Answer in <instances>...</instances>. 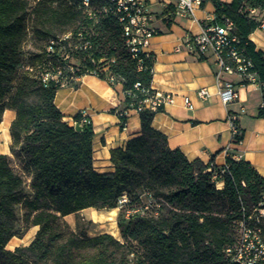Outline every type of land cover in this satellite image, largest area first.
I'll use <instances>...</instances> for the list:
<instances>
[{"label":"trees","instance_id":"16d2710c","mask_svg":"<svg viewBox=\"0 0 264 264\" xmlns=\"http://www.w3.org/2000/svg\"><path fill=\"white\" fill-rule=\"evenodd\" d=\"M213 2L216 22L232 18L233 33L264 82V50L250 39L258 21L242 12L264 0ZM29 7V0H0V123L6 109L16 111L11 151L22 158L32 190L26 197L23 175L0 153V264H228L226 249L236 241L238 222L264 203V177L231 154L223 165L213 158L190 160L169 146L167 135L152 124L157 111L149 109L140 112L141 134L110 149L114 170H96L93 123L69 124L55 102L60 87L45 86L19 69L29 29L40 49L28 60L44 65L54 61L45 52L47 40L68 29L89 30L96 57H115L112 72L122 79L123 91L135 95H125V107L145 98L134 84L151 87L155 59L146 61V71L138 70L122 25L109 15L94 21L63 0H39L31 12ZM262 93L264 98V88ZM259 115L264 116L261 107ZM80 118L81 113L74 117ZM124 194L128 200L121 203ZM19 204L25 223L39 229L29 245L8 250ZM119 205L123 240L110 233L80 234L64 220L86 208Z\"/></svg>","mask_w":264,"mask_h":264},{"label":"crops","instance_id":"0c3cea01","mask_svg":"<svg viewBox=\"0 0 264 264\" xmlns=\"http://www.w3.org/2000/svg\"><path fill=\"white\" fill-rule=\"evenodd\" d=\"M146 1L153 25L159 30L148 48L155 56L151 87L175 94L174 102L155 113L153 126L167 135L171 148H180L190 160L199 158L208 163L213 158L216 164L223 165L229 153L251 162L264 177V116L259 115L264 101L262 90L244 85L238 74L223 72L221 77L233 81L239 93L235 102L225 105L218 93L216 56L212 52L197 54L178 49L187 33L199 32L204 22L215 15L213 0L197 9L195 18L171 14L166 4L175 0ZM250 39L256 49L264 50V29L257 28ZM202 87L209 90L207 99L198 96ZM186 96L193 103L191 109L185 105ZM124 98L122 84L113 86L94 75H84L76 86L60 88L56 93L55 102L69 124L73 125L75 115L86 110L95 131L94 167L100 172L114 170L111 148L125 146L127 140L141 134L140 113L135 110L129 111L126 126L120 125L116 109L125 107ZM242 106L245 112L239 114V124L244 130L243 139L233 143L228 114L239 112ZM15 117L16 111L8 108L0 123V153L14 157L10 126ZM34 227L35 231L39 229Z\"/></svg>","mask_w":264,"mask_h":264},{"label":"built area","instance_id":"2783aa9c","mask_svg":"<svg viewBox=\"0 0 264 264\" xmlns=\"http://www.w3.org/2000/svg\"><path fill=\"white\" fill-rule=\"evenodd\" d=\"M29 11L35 7L39 0H29ZM69 6L81 9L84 14L98 21L99 17L109 15L123 27L125 43L131 51L132 58L136 59L138 70L146 71V61L154 60V54L148 50L151 38L159 32L153 25L152 12L146 0H63ZM208 0H175L167 3L171 14L195 18V11L200 9ZM228 2L229 0H221ZM242 12L258 21V28L264 29V2L259 5L247 4ZM214 15L209 22H204L197 33H187L185 40L178 45V49H185L197 54L212 52L216 56L217 82L219 97L223 104L228 105L239 98L236 84L225 80L223 72L238 74L244 85L252 84L261 90L264 82L253 69L254 62L246 54L245 46L237 35L233 33L234 21L224 17L221 22H216ZM45 52L54 57L48 64H32L28 60L30 52H25L24 61L20 64V71H27L38 77L45 86L51 82L60 88L76 86L84 75L100 77L112 85L122 84V79L112 72L116 58H97L94 51L92 34L85 29H68L51 37L44 43ZM24 50V47H23ZM150 68V67H149ZM82 70H86L85 72ZM154 74V67L150 69ZM134 88L140 90L145 98L138 104L134 100L122 109H116L120 118V125L124 128L127 124L130 110L140 113L145 109L158 111L165 105L174 102L175 94L163 92L152 87L144 88L140 81L135 82ZM135 98L131 90L123 91ZM210 93L207 87L198 90V96L207 99ZM188 108H193L189 97L184 99ZM260 107L264 109V101ZM245 112L242 106L239 112H229L230 138L233 143L241 141L244 134L239 124V114ZM92 122L86 115V110L81 112L79 121L74 120L73 125L82 126ZM229 153H227L228 155ZM226 155V156H227ZM128 200L124 194L121 203ZM228 264H264V203L256 208L249 216L238 222L237 238L233 245L226 249Z\"/></svg>","mask_w":264,"mask_h":264},{"label":"rangeland","instance_id":"374dc122","mask_svg":"<svg viewBox=\"0 0 264 264\" xmlns=\"http://www.w3.org/2000/svg\"><path fill=\"white\" fill-rule=\"evenodd\" d=\"M231 1V0H229ZM39 42L33 39L32 30L29 29L28 40L24 43V52L29 50H39ZM12 166L23 175L25 180V195L28 197L31 195L32 190L30 188L29 174L27 173L25 164L22 161V158L10 155ZM17 214L18 219L15 228V235L7 244L8 250H14L18 246H27L34 239L36 232L34 226H28L24 221V210L22 204L17 205ZM121 212L120 205L117 207V212L114 215L113 219H110V214L104 210H97L93 208H86L81 210L77 214H71L64 217L70 228L75 230L80 234H87L89 236H94L100 233H110L114 235L119 240H123V237L120 233V228L118 226V219ZM116 232V234H114ZM128 242L137 247L138 244L129 240ZM6 248V249H7Z\"/></svg>","mask_w":264,"mask_h":264},{"label":"bare ground","instance_id":"6f19581e","mask_svg":"<svg viewBox=\"0 0 264 264\" xmlns=\"http://www.w3.org/2000/svg\"><path fill=\"white\" fill-rule=\"evenodd\" d=\"M93 209H95V208H93ZM105 210L110 214V219H113L114 215L117 212V207L116 208H112V209H105ZM114 234H116V232H114Z\"/></svg>","mask_w":264,"mask_h":264}]
</instances>
